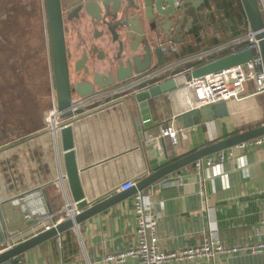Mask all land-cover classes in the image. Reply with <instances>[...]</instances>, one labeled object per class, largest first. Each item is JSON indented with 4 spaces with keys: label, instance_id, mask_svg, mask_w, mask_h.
<instances>
[{
    "label": "crops",
    "instance_id": "obj_1",
    "mask_svg": "<svg viewBox=\"0 0 264 264\" xmlns=\"http://www.w3.org/2000/svg\"><path fill=\"white\" fill-rule=\"evenodd\" d=\"M258 1L263 12L264 0ZM235 2L233 0L234 5ZM239 3L241 5L240 0ZM215 6L213 3L209 8L200 9L203 10L200 17L204 31L215 28L210 40L228 39L219 43L223 44L236 36L225 17L223 5L220 3V11L214 9ZM217 11L222 23H225L226 35L211 24V16ZM189 13L196 15L191 8ZM197 19L193 20L194 28ZM65 22L72 81L77 78L74 63L81 58L85 49L96 45L100 51L109 54L111 61L113 51L107 45V37L95 39L98 34L88 23ZM246 22L248 27L247 18ZM192 31L186 43L178 44L179 51L171 52V58L167 60L169 65L179 64L187 57L216 46L205 42L203 31L200 51L186 53L188 47L198 45ZM45 54L49 58L48 47ZM91 57L98 59L96 55ZM92 65L96 72L105 73L108 70V64L102 68L96 63ZM249 88L252 89V85ZM110 92L88 100L74 112L72 118L77 165L82 171L87 195H95L94 204L122 193L119 190L121 184L127 181L136 183L140 177L133 168L129 169L123 162L111 159L122 154L120 150L115 151L112 137L118 133L115 122L123 118L117 111V117L111 114V106L124 105L127 97L125 93L108 96ZM34 102L37 104L35 107H21L20 116L12 112L13 119L20 120V124L15 127L7 124L0 132V252L35 236L47 225L52 226L71 217L68 182L62 176L65 169L63 152L58 144L60 138L58 134L54 136L49 116L45 115L50 113V107L46 106L49 102H43L40 97L27 101ZM40 109L43 111L40 112ZM99 111H103L104 115L100 116ZM150 111L156 125L152 130L154 136H159L161 129L168 125H173L179 132V143L170 152V162H173L232 135L264 125V95L244 104L219 102L187 111L180 94L174 91L151 101ZM34 113L40 119L39 123L20 127L21 124L29 125L35 117ZM51 120L54 122L55 117ZM109 122L113 125L109 126ZM167 143L170 144L168 139ZM221 154L226 158L221 164L205 167L199 173L195 163L141 193L146 200L156 203L153 208L159 217L157 232L164 250L202 246L210 236L227 246L254 240L264 201V148L241 150L236 147ZM25 196H32L25 204L29 210L38 212L41 207L44 214L49 216H44L43 224H38L36 219H26L24 210L14 204V200ZM133 197L118 201L77 228L22 254L16 264H107V254L124 251L136 243ZM3 264L15 263L8 261ZM121 264L140 262L129 258ZM219 264H264V254L237 255L221 260Z\"/></svg>",
    "mask_w": 264,
    "mask_h": 264
},
{
    "label": "water",
    "instance_id": "obj_2",
    "mask_svg": "<svg viewBox=\"0 0 264 264\" xmlns=\"http://www.w3.org/2000/svg\"><path fill=\"white\" fill-rule=\"evenodd\" d=\"M178 1L71 0L66 6L67 21L88 23L99 35L95 36V39L107 37V45L113 51L112 59L107 63L108 70L105 73L96 72L92 79H86L89 75L87 64L90 56L96 55L98 60H102L103 51L96 45L85 49L81 58L74 63V74L77 78L72 81L65 43L62 1L45 0L55 85V119L58 123L57 128L52 126V131L53 134H58L62 144L64 176L70 192L71 217L57 222V225L48 231H42L13 248L0 252V264L8 261L16 264L17 258L22 254L77 228L118 201L142 193L159 181L208 157L264 136V125H261L170 162V152L178 144H168L166 138L154 136L152 130L156 125L151 115L150 102L163 94L176 91L178 80L173 78L155 85L156 77L147 79L145 76L169 65L167 60L171 58V51H163V46L187 42L188 34L194 28V17L189 13L190 8L198 13L207 6V0H184L180 9L177 7ZM240 2L248 24L259 41L264 66V16L259 1ZM187 20L191 22L186 23ZM252 60L251 51L230 54L195 69L192 77L201 78L248 64ZM175 71L168 69L166 75L169 76ZM127 85L128 88H123ZM109 91L111 92L108 96L125 93L127 97L124 105L111 106V114L117 117V111L123 115L120 122H115L118 133L112 137L115 151L120 150L122 154L111 159L123 162L129 169L133 168L141 178L137 179L136 186L131 190L94 204L95 195H87L83 186L82 171L77 165L72 118L75 116L74 112L88 100L103 97V94ZM99 112L100 116L104 115L103 111ZM109 123V126L113 125L112 122Z\"/></svg>",
    "mask_w": 264,
    "mask_h": 264
},
{
    "label": "built area",
    "instance_id": "obj_3",
    "mask_svg": "<svg viewBox=\"0 0 264 264\" xmlns=\"http://www.w3.org/2000/svg\"><path fill=\"white\" fill-rule=\"evenodd\" d=\"M183 2L184 0H179L177 7L181 9ZM167 50L174 53L178 52V44L172 43L163 46V51ZM245 51H251L253 53V60L248 64L232 67L201 78L192 77L193 71L205 64L230 54H239ZM176 68L178 69L175 71ZM168 69H172L175 72L167 76L166 71ZM155 77L157 78L154 83L155 85L161 81L173 78L178 80V84L182 80L181 86L178 85L176 91L180 94L187 111L200 109L219 102L244 104L264 95V66L261 49L259 41L256 39L255 33L252 32L250 26L247 27L244 35L238 36L226 43L209 47L205 51L187 57L182 62H179V64L167 65L162 70L151 72L145 76L147 79H153ZM249 85H252L253 88L250 89ZM128 87L127 85L123 88ZM53 106V110L50 111L48 117L49 123L51 118L57 114L54 102ZM57 125L58 123L55 121L53 128H57ZM160 137L166 138V140L168 139L172 145L179 143V132L173 125L163 127L160 132ZM58 144L62 151L60 140ZM237 148L241 150L263 149L264 136L243 143L237 146ZM225 160V156L217 154L197 162L196 167L200 171L199 173H201L205 167L221 164ZM63 178L65 179L64 175ZM135 186V182L127 181L119 186V190L126 192ZM31 198L32 196H25L13 202L16 206H20L24 210L26 219H36L38 224H43L44 216H49L44 214L43 208L41 207L38 208V212H41V215L37 214V210H34V212L29 210L25 204ZM154 205L156 207V203L146 200L141 193L134 195L132 207L136 220V243L133 247L124 251L107 254L105 256V263L121 264L129 258H134L139 260L140 264H219V261L237 255L264 254V201L253 241L241 245L227 246L221 240L210 236L205 239L202 246L169 251L164 250L160 244L157 232L159 217L154 211ZM50 217L53 219L52 216ZM56 225L57 223H54L52 226L47 225L40 232L48 231ZM13 247L14 245L9 246L6 250Z\"/></svg>",
    "mask_w": 264,
    "mask_h": 264
},
{
    "label": "flooded vegetation",
    "instance_id": "obj_4",
    "mask_svg": "<svg viewBox=\"0 0 264 264\" xmlns=\"http://www.w3.org/2000/svg\"><path fill=\"white\" fill-rule=\"evenodd\" d=\"M3 1L4 0H2V2ZM61 1H62V8H63L64 33H65L67 29V28L65 29L66 27L65 21L67 20L66 19L67 17L66 6L69 4V2H71V0H61ZM39 2H40V8L36 12H37V16L40 15V13L43 14V20H45V23H46L45 24V28H46L45 37H46L47 47L49 51V55H48L49 58L45 54V51H46L44 48L45 45L42 46L41 41L39 40L40 38L39 32H37V36H35V39L32 42L31 41L30 43L28 41L24 42L25 33L23 31L21 32V29L19 27V23H21V20L17 18L19 16L17 15L14 16L12 14H9L10 10L13 7H15V5L17 6V5L26 4L29 9V8L39 5ZM37 3H36V0H19V4L15 2L14 0H5V2L2 4L0 2V7L4 5L6 7V10L3 12L2 16H0V19L1 20L3 19L2 21L9 22L7 31H5L6 33L3 34L1 32L2 34L0 35V52H3L6 54L5 60L1 59L0 61V68L6 70V78H7L6 80H7V83L9 84L8 87L11 89H15L16 87L19 86L22 91V94L14 93L10 91L8 95L9 101L11 102L21 101L22 103L23 102L27 103V101L29 100H32L36 97H40V100H43V102H47V103L49 102V105H46V106L50 107L49 110L52 111L54 107L53 102L55 99V94H54L55 85H54V74H53V65H52V58H51L50 39H49V32H48L47 21H46L47 19H46L45 0H37ZM34 4H37V5H34ZM201 12H203V10L198 11L196 15L200 17ZM30 13L31 11L29 12V14ZM65 43H66V38H65ZM91 48H93V46ZM66 50H67V47H66ZM67 56H68V60L70 61L68 50H67ZM28 62H31L32 66L33 65L35 66L34 67L35 70H33L35 75L33 77L30 76L32 72L27 73L25 69ZM36 70L38 71V73L36 72ZM25 73H27L28 76H25L24 75ZM29 81L36 83L35 89H30L31 93H27L26 91V85H28ZM20 111H21V107H20Z\"/></svg>",
    "mask_w": 264,
    "mask_h": 264
},
{
    "label": "rangeland",
    "instance_id": "obj_5",
    "mask_svg": "<svg viewBox=\"0 0 264 264\" xmlns=\"http://www.w3.org/2000/svg\"><path fill=\"white\" fill-rule=\"evenodd\" d=\"M14 1L19 4V0H14ZM0 2L2 4V3L5 2V0L3 2L1 0ZM36 3H37V0H36ZM34 5H37V4H34ZM219 8H220V3H217L214 9H217L218 11H220ZM27 9H28V6L26 4L17 5V6L15 5V7H13L10 10L9 14H12L14 16H16V15L19 16V17H17V18H19L21 20V23H19V27L21 29V32L23 31L25 33V36H24L25 41L24 42H26V41H28L29 43H30V41L32 42L35 39V36H37V32H39V35H40L39 40L41 41L42 46L45 45L44 48H45V50H47L46 49L47 48V41H46V37H45V34H46L45 24L46 23L43 21V15L40 13V11H39L40 15H38V16H37V12H36L39 9V5H37L35 7H32V8H29L30 11H31L30 14H29V12H30L29 9L28 10ZM5 10H6L5 5L0 7V16H2V14H3V12ZM218 11L216 12V15L217 16L220 15V13ZM262 14H263V12H262ZM263 16H264V14H263ZM8 25H9V22H6V21L4 22V21L0 20V35L2 33L3 34L6 33L5 31H7ZM214 29L215 28H211V29L206 28L205 29V31H204L205 33L203 35L205 42H208L209 39H212V35H214L213 33L215 32ZM21 32H20V34H21ZM39 40H37V41H39ZM5 55H6L5 53L0 52V61H1V59L5 60V57H6ZM108 58H109V54L107 52L106 53L103 52V58H102V60H98L97 58H93L92 59V57H91L90 58V61L87 64V68H89V75L86 76V79H92L93 76H94V74L96 73V70L94 69V67H93L92 64L96 63L98 65V67L102 68L105 65H107V63L109 62V59ZM34 67L35 66L34 65L32 66L31 62H28L27 63V66L25 68L26 71H27V73L28 72H32L30 74L31 77H33L35 75V73L33 72V70H35ZM45 67H46V65H45ZM22 69H24V68H22ZM48 69H49V67H48ZM36 72L38 73L37 70H36ZM27 73H25L24 75L25 76H28ZM5 75H6V72L0 70V84L3 83L4 79L6 81L7 78H5ZM40 75H42V74H40ZM17 84H18V82H17ZM35 86H36V83L35 82H30L29 81L28 82V85H26V91H27V93H31V90L30 89H35ZM17 88L20 89L19 86ZM35 104L36 103H25V104H22L21 103V105H20V103H18L16 105V103L10 102V108L9 109H14L15 111H19L20 110V107H23V106H26L27 107L28 105H30L32 107H35ZM42 106H44V105H42ZM43 109L42 110L40 109V112H42ZM12 112H13V110H11L10 113H9V119L11 120L10 121V125H12L13 127H15L16 124H20V120H14L13 119L14 118V115L12 114ZM47 114L49 116V112H47L45 115H47ZM34 115H35V117H34L33 121H31V122L28 123L29 125L21 124L20 127H23V125L26 126V127L31 126L30 124L33 123V122L35 124H38L39 121H40V119H38V116L36 115V113H34L33 116ZM16 116H20V112H16ZM9 129L10 128H8V130Z\"/></svg>",
    "mask_w": 264,
    "mask_h": 264
},
{
    "label": "trees",
    "instance_id": "obj_6",
    "mask_svg": "<svg viewBox=\"0 0 264 264\" xmlns=\"http://www.w3.org/2000/svg\"><path fill=\"white\" fill-rule=\"evenodd\" d=\"M235 1H236L235 2L236 4L234 5L233 0H207V7H205V8H209L210 5H212L213 3L217 4L218 2H220L223 5L225 17L230 22V28L234 31V36L237 37V36L243 35L246 32L247 22H246V18H245V14L243 12V9L239 3V0H235ZM39 8H40V4H39ZM190 15H192V14H190ZM193 17H194V19L198 18L197 19V25L192 31L193 39L195 41H197L198 45L197 46L192 45V46L188 47V49L185 50L186 53H190V54H193V53L200 51L201 47L199 46V43L202 42L201 33L204 31V23L202 21V18L197 17L196 15H193ZM211 24L216 26V29L222 35H226V30L223 27L225 23L224 22L222 23L219 16H217L216 14H213V16H211ZM202 35H204V34H202ZM227 40H224L223 38H218V39L216 38L214 40L209 39L208 43H211L212 45H218L219 43H222L223 41H227ZM193 65H197V64H193ZM0 70L6 72V70H4V69L0 68ZM5 78H6V75H5ZM8 86H9V84L7 83V80L5 81V79H4L3 83L0 84V132H3L4 129L7 127V124H10L9 123V113L11 110H13L15 112V114H16V112H21L20 110L15 111L14 109H9L11 101H9V99H8V95H9L10 91L14 92V93L22 94L21 89H19V91H18L17 87L15 89H11ZM14 103H16V105L18 103H20V105H21V101H15ZM36 105L37 104H35V106Z\"/></svg>",
    "mask_w": 264,
    "mask_h": 264
},
{
    "label": "bare ground",
    "instance_id": "obj_7",
    "mask_svg": "<svg viewBox=\"0 0 264 264\" xmlns=\"http://www.w3.org/2000/svg\"><path fill=\"white\" fill-rule=\"evenodd\" d=\"M180 82H182V80H181ZM54 117H56V115H55V116H53L52 118H54ZM55 121H56V119H55ZM55 121H54V122H52V120H51V122H50V123H51V125H52V126H54V124H55Z\"/></svg>",
    "mask_w": 264,
    "mask_h": 264
}]
</instances>
